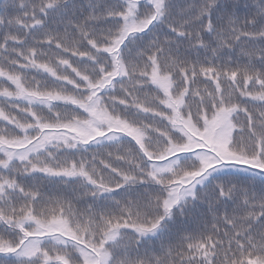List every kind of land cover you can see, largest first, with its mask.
<instances>
[{"label": "snow or ice", "instance_id": "obj_1", "mask_svg": "<svg viewBox=\"0 0 264 264\" xmlns=\"http://www.w3.org/2000/svg\"><path fill=\"white\" fill-rule=\"evenodd\" d=\"M0 264H264V0H6Z\"/></svg>", "mask_w": 264, "mask_h": 264}, {"label": "trees", "instance_id": "obj_2", "mask_svg": "<svg viewBox=\"0 0 264 264\" xmlns=\"http://www.w3.org/2000/svg\"><path fill=\"white\" fill-rule=\"evenodd\" d=\"M6 2V0H0V9H2L3 4Z\"/></svg>", "mask_w": 264, "mask_h": 264}]
</instances>
